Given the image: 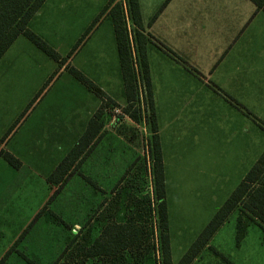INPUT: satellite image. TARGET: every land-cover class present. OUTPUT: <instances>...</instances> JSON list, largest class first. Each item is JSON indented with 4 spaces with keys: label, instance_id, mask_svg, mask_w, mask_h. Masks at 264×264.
Listing matches in <instances>:
<instances>
[{
    "label": "rangeland",
    "instance_id": "obj_1",
    "mask_svg": "<svg viewBox=\"0 0 264 264\" xmlns=\"http://www.w3.org/2000/svg\"><path fill=\"white\" fill-rule=\"evenodd\" d=\"M137 1V17L142 28L156 23V29L163 33L162 37L174 47L176 43L181 45L194 62L202 59L203 53L199 56L195 53V57L187 50L190 40L200 45L204 53L213 51L214 54L207 56L206 60H211L213 71L218 69V72L214 73L212 82L206 84L200 82L198 76L184 82L185 64L179 65L173 53L161 46L159 41L151 40L152 35L137 31L134 1L47 0L34 19L33 26L40 34L32 32L53 48L59 59H53L21 35L0 60V145L2 142L6 145L4 153L17 148L25 157L27 152L22 149L24 142L41 150L42 157L47 160L36 168L38 175H33L28 185L13 195L17 217L13 225L6 228L4 238L0 237V255L3 246L15 238L17 243L14 250H7L4 260L0 258L2 264L77 262L78 254L70 260L60 257L69 240L72 239L74 244L78 240V245L87 239L86 227L73 229L69 222L60 220L54 211L59 195L48 203L50 184L39 175L52 174V163L64 157V144L60 146L58 142L70 125L60 121L70 123L72 119L74 124L81 122L85 114L80 108L100 101L70 68L80 71L107 95L118 97L122 94L117 24L123 22L129 31V60L141 95L131 111H137L140 120L132 119L125 105L108 98L104 101L102 120L104 125H108L104 131L105 142H110V151H113L107 158L109 169L113 170L118 165L123 167L126 163L129 173H134L133 177L125 180V189L131 190L134 195L149 189L154 169L150 127H155L164 177L166 173L169 177L168 181L165 179L166 224L174 264L183 259L242 182L246 171H250L263 154L264 13L257 12L249 0ZM117 3H125L122 18ZM184 16L196 19L192 25L188 19L186 26L178 25V17ZM170 18L175 19V26L166 34L164 25ZM218 26L223 30L220 33L226 32L230 26L236 29L238 41H235L237 36L220 41L216 34ZM203 29H209L213 34L200 35ZM250 63L258 73H254L251 81L240 80L241 77L235 74L237 66L247 65L249 68ZM189 69L192 71L190 66ZM71 96L79 109L69 106L68 98ZM150 99L155 119L153 125ZM101 106L102 103L99 109ZM56 108L60 111L57 115L54 114ZM115 123H121L122 127L115 128ZM122 128H125L127 138L123 137ZM134 134L139 138L137 144L132 142ZM53 137H58V140H53ZM119 137L124 138V144L117 140H120ZM121 148H125L124 158L130 160L128 163L121 154L116 155L117 151L121 153ZM102 150V145L95 150V160ZM81 164L73 172L79 174L87 170L86 157ZM83 181L86 182V179L83 178ZM82 189L85 193V186ZM63 195L69 201L71 192ZM157 206L158 202H155L156 215L145 214L141 223L139 234L142 233L144 241L148 242V253L139 258L140 264L148 263V256L154 258L161 247ZM65 208L69 210L70 206ZM242 208L234 211L191 264H264V232L254 222H248V215L241 212ZM66 213L69 211H65L64 215ZM103 214L100 212L96 220H100ZM239 216L249 225L238 247L236 224ZM17 233L18 236L15 235ZM74 244L73 250L77 248ZM210 246L212 249H209ZM13 252L18 254L15 256ZM37 252H40V258H33ZM22 254L29 258H23ZM98 263V259H94L87 264Z\"/></svg>",
    "mask_w": 264,
    "mask_h": 264
},
{
    "label": "crops",
    "instance_id": "obj_2",
    "mask_svg": "<svg viewBox=\"0 0 264 264\" xmlns=\"http://www.w3.org/2000/svg\"><path fill=\"white\" fill-rule=\"evenodd\" d=\"M123 4H124L123 6L124 10H126L125 3ZM260 11L264 13V11L262 10ZM37 15L31 20L29 27L31 31H34L36 34H40L33 26V24L35 23L34 19L37 17ZM187 19L190 21V25H192L196 18L195 17L186 18L185 16L178 17V20H177L178 25L182 24L181 26H186ZM174 21L175 19H172V18L166 20V23L164 25V28H165L164 32L166 34L168 33V30L173 31L174 26H175ZM217 22H220V21L218 20ZM155 25L156 23L153 22V24L150 25L149 28L144 27L140 29V31L144 35L146 34L152 35L151 40L153 42L159 41L158 43H161V46L167 48L171 53H173L174 58L178 62L179 65L185 64L184 68H185L186 75L183 77L184 82H189L191 78L195 79V77L197 76L200 82H204L205 84L212 82L211 80L212 78H214V73H217L218 69L213 71L212 61L206 60V57L209 55L212 56L214 52L210 51L208 53H204L203 48L200 45H195L193 41L190 40V43L188 44L186 49L191 51L194 54V56H195V53L198 56L199 54L203 53L202 59L199 60L198 58V60L194 62L190 59V57H188L190 56L189 53H187L188 51L182 49L181 45L176 43L175 44L176 47H174L173 45L169 43L167 38L162 37L163 33L159 32L156 29L157 26ZM218 25L220 24L218 23ZM230 27L228 28L226 32L220 33L223 30L222 29L220 30L221 26H218V29L216 30V34L220 38V41L228 40L230 36H232V38L237 36L238 34L237 30L236 29L233 30ZM211 34L213 33L210 32L209 29L207 31L204 30L203 33H200V35H203V36H206V35L209 36ZM238 38L239 36L235 38L236 42L238 41ZM185 52L187 54H185ZM189 66L192 68V71L189 69ZM223 72L225 71H222V73ZM254 73H258V70L256 71L254 70L253 63H250L249 68L247 65L237 66V70L235 72L236 75H239L241 77L239 78V76H237L240 80L244 79L247 82L248 80L251 81L253 79ZM122 87H123V90L120 96L117 95L118 97H114L113 95L110 96L109 94H108L109 96L108 95L107 96L113 102H116L120 105L127 106L128 102H127L126 95H125L123 81H122ZM68 99H70V103H69L70 107L75 108V110L80 108L76 104L74 97L71 96ZM100 104H101V101H99L98 103L97 101H94L93 105L92 104L91 106L84 105L83 108H80L85 114L81 122L77 121L74 124L75 121H73L72 119L70 123H65L63 121H60V123L62 122V124L64 125L69 124L70 128L66 129L65 134L60 138L58 142V145L60 146L64 144V149H63L64 157H62L61 159H57L56 161L52 163L51 169H50L51 171H54L57 168V166L62 162L61 160H63L66 157V155L73 148V146L79 141V139L85 132L89 121L91 120L95 112L99 109ZM141 108L143 110L142 102H141ZM59 112L60 111L56 108L54 114L57 115ZM113 125H115L114 127L116 128L120 126L121 123L120 124L115 123ZM107 126L108 125L103 126L104 128L102 129L100 136L102 135L104 131H106L105 130L106 128L108 129ZM121 131H123L122 133L123 137L127 138V135L125 134V128H122ZM104 135H105V132L103 136H101V138L100 136L98 137L96 144L93 147L92 151L86 156L87 170L85 172H80L79 174L76 172H71L69 176H67V178L59 185L49 183L48 178L51 174H48V176L39 175L40 177H42V179L46 178L48 183L50 184V190H49L50 192L47 198H51L55 194V192L59 189V192L54 196L56 197L57 195H59L57 199V206H55L54 211H55V214L60 218V220L64 221L65 223L69 222L68 223L69 226L72 227L73 229H78L79 227H84V226L86 227L87 239H84L81 242L82 243L85 242L89 248L92 247L95 242L102 241L103 243L105 241H108L109 234L107 233V230L111 226L124 225L127 221L128 222L133 221L134 224L140 230L142 228L141 223L143 222V220H145V214L148 213L150 216L151 213H153V215H156L154 206H155V202L157 201L155 197V191H154L155 189L153 187L154 186L153 174H152L153 185L152 183H150L151 187L149 186V189H147L144 193H142L141 191L139 194H136L137 195L136 196L132 194L131 190L128 191L127 189H125V186H124L125 180L130 177H133L132 175L134 172L132 173L131 171L129 173L128 171L129 167L127 169L126 163H124L125 166L123 167L122 165H118L117 167H114L113 168L114 171L112 169H109L110 162H109V159L107 158H109L110 155L113 154V151H110V147H109L110 142H105L107 140V137ZM129 135H131V133ZM123 137L122 138L119 137L121 141L118 138L117 140L119 142L123 141V144H124L125 140ZM52 139L57 141L58 137H53ZM137 141H139V138L136 134H134V137L132 139L133 144H137ZM99 145L100 146L102 145L103 150L102 152L101 151L99 152V156L95 160L94 152L98 147H100ZM6 148H7L6 145L2 142L0 145V228H2L0 230L1 238H4L5 234L7 233L6 228L11 227V225H13V222L15 221L17 217L15 213V208H16L15 200L13 198L14 193L21 192L23 187L28 185V182L29 180H31V177L33 175H38V173H36L38 172V169L36 168H38L39 165L41 164H45L47 161L46 158L44 159L42 157L43 154H41V150H39L36 147H30L23 142L22 149L27 152V155L25 157H23L21 151L18 150L17 148L16 150L12 149L9 151L10 154H12L15 158H17L20 161V166L18 168H15L11 166L3 158L2 154L6 151L5 150ZM120 151L121 153L117 151L116 155L121 154L123 159H125L124 158L125 148H121ZM125 160L127 163L130 161L129 159H125ZM96 162L98 163V165H96ZM119 166H121V168L118 169ZM248 171H246V173ZM246 173L245 175H243V179L246 176ZM83 178L86 179V182L83 181ZM168 178H169L168 174L166 173V178H165L166 181H168ZM84 186H85V190H84L85 193L83 192V189H82ZM150 189L151 191H148ZM67 191L71 192L69 201L63 195ZM143 198L146 200H144ZM165 202L167 204L166 194H165ZM44 204L45 203H43V205ZM66 206H70L69 210H66L65 208ZM97 210H98V213H96ZM65 211H69V213L68 214L66 213V215H64ZM100 212L101 213L104 212L103 216H101L100 218L101 221L96 220L98 219L96 217H98L97 215H99ZM94 214L95 216H93ZM63 217H65V220H63ZM15 235L18 236L19 233ZM15 243H17V238L13 239L9 244H7V246H3V249H2L3 251L1 252L2 254L0 255V258L2 260H4L5 258L4 254L7 252V250L9 249L11 251L14 250L13 248H14ZM38 251L40 250L38 249ZM39 253L40 252H37V254L35 255L33 253L34 255L33 258H40ZM12 254L16 256L18 253L13 252ZM22 257L26 259L29 258L23 254H22ZM2 260L0 261V264H2Z\"/></svg>",
    "mask_w": 264,
    "mask_h": 264
},
{
    "label": "trees",
    "instance_id": "obj_3",
    "mask_svg": "<svg viewBox=\"0 0 264 264\" xmlns=\"http://www.w3.org/2000/svg\"><path fill=\"white\" fill-rule=\"evenodd\" d=\"M46 1L47 0H0V60L11 47V45L21 35L27 37L31 42L37 45L53 59H59L58 53L46 42H44L38 35L32 32L29 27L31 20L39 13ZM129 1H134V23L137 31L140 33V29H142V27L137 17L138 1ZM250 1L255 5L257 11H264V0ZM115 2H117V0H115ZM116 7L119 9V13L122 18L123 13L125 12L123 4L121 5L117 3ZM122 23L121 25L117 24L118 26L116 27V30L117 44L122 67L121 72L124 82L125 95L128 102L125 110L132 119L137 121L140 120L136 114L137 111L134 112V110L131 111V109L134 107L136 100H138L141 95L137 78L133 74L129 60V50L127 46L129 31ZM70 69L75 77L100 99L102 106L95 112L89 121L87 128L79 141L73 146L66 157L49 176V183L55 185L61 184L67 178V176L73 172V170L81 165V162L84 160V158L92 151L104 126L102 120V108L104 107V101H107L108 98L104 91L93 84L80 71L76 70L75 68ZM150 109V118L152 119L153 125L155 119L151 99ZM150 129L153 134L150 149L154 168V191L156 201L158 202L157 211L161 225L160 252L163 264H174L171 258L169 236L166 224L168 211L165 202L166 184L161 148L158 132L153 126L152 128L150 127ZM2 155L11 166L15 168L20 166V161L12 154L3 153ZM58 192L59 189L50 198L48 203H51L54 196ZM241 206L243 207L241 212L243 211L246 213V215H248V222H254V224L258 225L264 232V152L251 168V170L246 174L239 186L234 190L230 197L225 201L223 206L207 224L187 254L177 264H191L209 244L219 229L228 221L231 214ZM248 225V223L242 221L241 216L238 217L236 224L238 247L244 238L243 232ZM139 232V228L134 224L133 221H127L124 225L109 227L107 230V233L109 234V240L103 243L102 241L95 242L90 248L85 242H79L77 245V243L75 242L74 244L73 240L71 239L66 243L60 259L70 260L75 258V254H78L77 262L75 264H87L89 260L93 261L94 259H98V264H140V259L146 253H148V242L144 241V235H142V233L139 234ZM73 244L77 245V248H74V250L72 247ZM143 245L146 247V250H143ZM154 248L155 247H153V250ZM209 249H212V246H210ZM147 260L148 263L145 262L146 264H155L156 256H154V258L152 256L151 258V255H149Z\"/></svg>",
    "mask_w": 264,
    "mask_h": 264
},
{
    "label": "built area",
    "instance_id": "obj_4",
    "mask_svg": "<svg viewBox=\"0 0 264 264\" xmlns=\"http://www.w3.org/2000/svg\"><path fill=\"white\" fill-rule=\"evenodd\" d=\"M155 264H163L160 250H157V253H156V263Z\"/></svg>",
    "mask_w": 264,
    "mask_h": 264
}]
</instances>
